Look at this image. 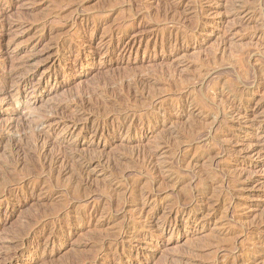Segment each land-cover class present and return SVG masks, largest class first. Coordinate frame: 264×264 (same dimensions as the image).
Segmentation results:
<instances>
[{
  "label": "rangeland",
  "instance_id": "374dc122",
  "mask_svg": "<svg viewBox=\"0 0 264 264\" xmlns=\"http://www.w3.org/2000/svg\"><path fill=\"white\" fill-rule=\"evenodd\" d=\"M263 61L264 0H0V264H264Z\"/></svg>",
  "mask_w": 264,
  "mask_h": 264
},
{
  "label": "bare ground",
  "instance_id": "6f19581e",
  "mask_svg": "<svg viewBox=\"0 0 264 264\" xmlns=\"http://www.w3.org/2000/svg\"><path fill=\"white\" fill-rule=\"evenodd\" d=\"M121 1H122V0H121ZM142 2H143V1H142ZM159 3H160V2H159ZM163 3H164V2H163ZM169 3H170V2H169ZM166 4H167V3H166ZM166 4H165V5H166ZM140 5H141V3H140ZM129 6H130V5H129ZM145 6H146V5H145ZM168 6H169V5H168ZM175 6H176V5H175ZM164 7H165V6H163V8H164ZM170 7H172V6H170ZM131 8H132V7H131ZM139 8H140V7H139ZM143 8H144V7H143ZM133 9H134V8H133ZM144 9H145V8H144ZM165 9H166V8H165ZM167 9H168V8H167ZM125 10H126V9H125ZM127 10H129V8H128ZM138 10H139V9H138ZM155 10H156V9H155ZM163 10H164V9H163ZM153 11H154V10H153ZM173 11H177V10L174 9ZM137 12H138V11H137ZM155 12H156V11H155ZM179 12H180V11H179ZM179 12H178V13H179ZM181 12H182V11H181ZM128 13H129V12L127 11L126 14H128ZM142 13H143V12H142ZM145 13H146V12H145ZM152 13H153V12H152ZM164 13H165V12H163V14H164ZM126 14H125V15H126ZM175 14H176V13H175ZM134 15H136V14H134ZM134 15H133V16H134ZM141 15H142V14H141ZM144 15H146V14H144ZM152 15L154 16V14H152ZM164 15H165V14H164ZM169 15H171V14H169ZM181 15H183V12H182ZM136 16H137V15H136ZM155 16H157V15L155 14ZM155 16H154V17H155ZM177 16H178V15H177ZM134 17H135V16H134ZM144 17H146V16H144ZM148 17H149V16H148ZM172 17H173V14L171 15L170 19H171ZM174 17H175V16H174ZM152 18H153V17H152ZM156 18H157V17H156ZM160 18H161V16H160ZM163 18H164V17H163ZM175 18H176V17H175ZM150 19H151V17H150ZM170 19H169L168 21H170ZM196 19H197V18H196ZM122 20H123V19H122ZM163 20H165V19H163ZM150 21H151V20H150ZM155 21H156V20H155ZM173 21H174V19H173ZM175 21H176V20H175ZM131 22H132V21H131ZM151 22H152V21H151ZM197 22H198V21H197ZM128 23H130V22H128ZM167 23H168V22H166V24H167ZM175 23H177V21H176ZM160 24H162L163 26L165 25V24H163L162 22H161ZM168 24H169V23H168ZM172 24H174V22H173ZM150 25H151V24H150ZM158 25H159V24H158ZM179 25H181V24H179ZM124 26H127V24L124 25ZM171 26H172V25H171ZM185 27H186V26H185ZM150 28H151V27H150ZM153 29H154V28H153ZM151 30H152V29H151ZM167 30H168V29H167ZM186 30H187V29H186ZM260 30H262V29H260ZM165 33H166V32H165ZM262 57H263V56H262ZM262 60H263V59H262ZM260 61H261V59H260ZM263 62H264V61H263ZM259 71H261V70H259ZM259 71H258V72H259ZM130 73H131V72H130ZM138 73H139V72H138ZM262 73H263V72H262ZM168 74H169V73H168ZM252 74H253V73H252ZM254 74H255V73H254ZM256 74H258V73H256ZM256 74H255V75H256ZM260 74H261V73H259V75H260ZM156 75H157L158 78H159V76H161V74H159V75L156 74ZM256 76H257V75H256ZM256 76H255V77H256ZM258 77H259V76H258ZM260 79H261V78H260ZM238 80H239V79H238ZM253 80H254V79H253ZM258 80H259V79H258ZM262 80H263V79H262ZM185 81H186V79H185ZM263 81H264V80H263ZM263 81H262V82H263ZM260 82H261V81H260ZM200 84H201V83H200ZM258 84H259V83H258ZM235 86H236V85H235ZM253 86H254V85H253ZM131 87H132V86H131ZM127 88H128V86H127ZM136 89H137V88H136ZM125 92H126V91H125ZM132 92H133V91H132ZM125 94H126V93H125ZM134 94H135V93H134ZM1 95H2V94H1ZM199 95H200V94H199ZM112 97H113V96H112ZM200 97H201V96H200ZM4 98H5V97H4ZM201 98H202V97H201ZM103 100L106 101V99H103ZM118 100H119V99H118ZM130 100H131V99H130ZM121 101H122V100H121ZM4 102H5V101H4ZM76 103H77V102H76ZM139 103H140V102H139ZM105 104H106V103H105ZM2 105H3V101H2V99H1V100H0V107H1ZM139 105H141V104H139ZM80 106H81V105H80ZM204 106H205V104H204ZM84 107H85V106H84ZM90 107H91V106H89V109H90ZM92 107H93V106H92ZM92 107H91V108H92ZM93 108H94V107H93ZM113 108H114V106H113ZM113 108H112V109H113ZM147 108H148V107H147ZM149 108H150V107H149ZM140 109H141V108H140ZM150 109H151V108H150ZM113 110H115V109H113ZM146 110H147V109H146ZM111 111H112V110H111ZM87 112H88V111H87ZM91 112H92V110H91ZM93 112H94V109H93ZM114 112H116V111H114ZM117 112L119 113L120 110H117ZM89 114H90V113H89ZM76 120H77V119H76ZM77 121H78V120H77ZM78 122H79V121H78ZM261 123H262V122H261ZM251 127H252V125H251ZM30 146H31V145H30ZM30 146H29V148H30ZM58 146H59V145H58ZM59 147H60V146H59ZM29 148H27V149H29ZM32 148H33V147H32ZM62 149H63V148H62ZM71 149H73V148H71ZM30 150H31V149H30ZM33 151H34V150H33ZM57 151H58V150H57ZM61 151H62V150H61ZM74 151H75V150H74ZM36 152H37V151H36ZM36 152H35V153H36ZM10 153H11V152H10ZM38 153H39V152H38ZM53 153H54V152H53ZM66 153H67V152H66ZM26 154L28 155V153H26ZM63 154H64V152H63ZM29 155H30V154H29ZM53 155H54V154H53ZM55 155H56V154H55ZM58 155H59V154H58ZM66 155H67V154H66ZM74 155H75V154H74ZM40 156H41V155H40ZM40 156H39V157H40ZM56 156H57V155H56ZM56 156H54V157H56ZM59 156H60V155H59ZM59 156H58V157H59ZM64 156H65V155H63V158H64ZM87 156H88V155H87ZM87 156H86V157H87ZM41 157H42V156H41ZM67 157H69V156H67ZM44 158H45V157H44ZM44 158H43V159L41 158V160H44ZM69 158H70V157H69ZM91 158H92V157H91ZM31 159H32V160H35V159H33V158H31ZM51 159H52V158H51ZM77 159H78V158H77ZM29 160H30V159H28V161H29ZM90 160H91V159H89V161H90ZM26 161H27V160H26ZM50 161H51V160H50ZM67 161H69V160H67ZM79 161H80V160H79ZM89 161H88V162H89ZM43 162H44V161H42V164H43ZM85 162H86V161H85ZM31 163H32V162H31ZM49 163H50V162H49ZM75 163H76V161H75ZM50 164H51V163H50ZM32 165H33V164H32ZM48 165H49V164H48ZM86 165H87V164H86ZM77 166H78V165H77ZM27 167H28V166H27ZM29 167H30V164H29ZM36 167H37V166H36ZM32 168H33V167H32ZM71 168H72V167H71ZM77 168L79 169V166H78ZM85 168H86V167H85ZM4 169H5V168H4ZM27 169H28V168H27ZM30 169H31V167H30ZM30 169H28V171H29ZM39 169H40V168H39ZM47 169H50V168L47 167ZM201 169H202V168H201ZM31 170H33V169H31ZM31 170H30V171H31ZM81 170H82V169H81ZM48 171H49V170H48ZM48 171H46V172H48ZM204 171H205V170H204ZM70 172H75V171H71V170H70ZM199 172H200V171H199ZM31 173H35V172H31ZM39 173H40V172H39ZM80 173H81V172H80ZM85 173H87V172H84V174H85ZM202 173H204V172H202ZM0 174H1V173H0ZM49 174H50V171H49ZM53 174H54V173H53ZM53 174H51V177H52ZM71 174H73V173H71ZM87 174H88V173H87ZM204 174H205V173H204ZM204 174H203V175H204ZM206 174H207V172H206ZM206 174H205L204 176H206ZM47 175H48V174H47ZM74 175H75V174H74ZM74 175H73V176H74ZM81 175H82V173H81ZM69 176H70V175H69ZM87 176H88V175H87ZM194 176H196V175H194ZM197 176H198V175H197ZM200 176H201V175H200ZM4 177H5V176H4ZM53 177H54V176H53ZM55 177H57V176H55ZM77 177H78V176H77ZM85 177H86V176H85ZM1 178H3V177L1 176ZM45 178H46V177H45ZM3 179L5 180V178H3ZM51 179H52V178H51ZM78 179H80V178H77V182L79 183ZM6 180H7V178H6ZM54 180H55V179H54ZM56 180H57V179H56ZM71 180H72V179H71ZM7 181H8V180H7ZM53 182H54V181H53ZM55 182H56V181H55ZM74 182L76 183V180H75ZM6 183H7V182H6ZM51 183H52V182H51ZM65 183H66V182H65ZM69 183H70V182H69ZM78 183H77V184H78ZM52 184H53V183H52ZM73 184H74V183H73ZM79 184H80V183H79ZM200 184H201V183H200ZM74 185H75V184H74ZM217 185H218V184H217ZM0 186H1V185H0ZM210 186H211V185H210ZM69 187H70V186H69ZM207 187H208V185H207ZM207 187H206V188H207ZM67 188H68V187H67ZM71 188H72V187H71ZM80 189H82V188H80ZM84 189H85V188H84ZM217 189H218V188H217ZM219 189H220V188H219ZM75 190H76V189H75ZM87 190H88V189H87ZM206 190H207V189H206ZM214 190H215V188L213 189V191H214ZM79 191H80V190H79ZM81 191H82V190H81ZM85 191H86V190H85ZM193 191H194V190H193ZM215 191H216V190H215ZM215 191H214V192H215ZM70 192H71V191H70ZM83 192H84V191H83ZM66 193H67V192H66ZM66 193H65V194H66ZM192 193H193V192H192ZM192 193H191V194H192ZM194 193H195V192H194ZM71 194H73V192H72ZM71 194H70V195H71ZM80 194H82V192H81ZM83 194H84V193H83ZM211 194H215V195H216V192H215V193L212 192ZM218 194H219V193H218ZM184 195H185V193H184ZM192 195H193V194H192ZM66 196H67V195H66ZM211 196H213V198L215 197L214 195H211ZM181 198H182V197H181ZM191 198H192V197H191ZM193 198H194V197H193ZM193 198H192V199H193ZM211 198H212V197H211ZM188 199H189V198H188ZM188 199H187V200H188ZM227 199H228V198H227ZM182 200H183V199H182ZM225 200H226V199H225ZM222 202H223V201H222ZM225 203H226V201L224 202V204H225ZM224 204H223V205H224ZM226 205H227V204H226ZM226 205H225V206H226ZM259 222H261V221H259ZM239 223H241V222H239ZM117 225H118V224H117ZM254 227H255V226H254ZM116 228H117V227H116ZM132 229H133V228H132ZM129 230H130V229H129ZM139 230H140V228H139ZM135 232H136V231H135ZM116 234H117V233H116ZM245 238H246V237H245ZM256 238H257V237H256ZM256 238H255V239H256ZM257 239H258V238H257ZM95 240H96V239H95ZM262 240H263V239H262ZM98 241H99V240H98ZM258 241H259V240H258ZM254 243H256V242H254ZM260 244H261V243H259V245H260ZM108 246H109V245H108ZM225 247H226V246H225ZM228 248H229V246H228ZM225 249H227V248H225ZM98 251H99V250H98ZM110 251H111V250H110ZM255 251H256V250H255ZM258 251H259V250H258ZM107 252H108V251H107ZM253 252H254V251H253ZM256 252H257V251H256ZM94 253H95V251H94ZM96 253H97V252H96ZM100 253H101V252H100ZM245 255H246V253H245ZM90 256H91V255H90ZM249 256H250V254H249ZM245 257H246V256H245ZM96 258H97V257H96ZM90 259H92V258H90ZM81 263H82V262H81Z\"/></svg>",
  "mask_w": 264,
  "mask_h": 264
}]
</instances>
